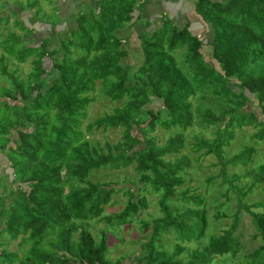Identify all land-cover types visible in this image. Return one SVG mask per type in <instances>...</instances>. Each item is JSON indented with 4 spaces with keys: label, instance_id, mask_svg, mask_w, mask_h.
Returning <instances> with one entry per match:
<instances>
[{
    "label": "trees",
    "instance_id": "obj_1",
    "mask_svg": "<svg viewBox=\"0 0 264 264\" xmlns=\"http://www.w3.org/2000/svg\"><path fill=\"white\" fill-rule=\"evenodd\" d=\"M87 2L75 12V26L57 31L63 36L50 48L51 38L36 42L33 35L34 24L44 23L37 7L29 25L15 14L13 25L20 33L8 31L0 38V155L10 169V186L0 177V264H125V256H105V233L95 240L87 222L128 224L144 200L140 195L133 201L134 192L124 185V205L105 214L112 194L122 187L88 177L128 166L157 194L161 212L149 222L140 220V230L150 232L140 254L129 256L130 264H264V196L244 199L254 188L264 193V160L257 162L254 147L264 141V0H193L196 19L184 16L181 25L165 10L155 19L142 18L150 0ZM16 6L21 11L36 6V0ZM7 20L8 14L0 16L2 26ZM198 21L209 28L206 42L193 33ZM131 23L144 29L137 35L135 65L122 61L128 49L121 32ZM204 43L209 52L202 50ZM7 57L16 63L29 58L30 69L21 77ZM96 85L119 104L81 129ZM153 100L156 107L150 106ZM194 126L212 127L210 139L193 134L190 142L194 152L215 157L209 165L217 172L205 176L203 193L205 183L220 177L235 196L230 223L217 234L206 214L209 208L214 219L226 215L220 207L227 192L219 193L223 200L207 202L183 187L189 165L180 154L183 132ZM243 126L256 128L249 136L253 144L240 143L229 155L225 147ZM92 127L119 128L120 137L114 143L91 142L85 131ZM156 129L170 132L158 142ZM228 165L242 170L227 173ZM241 177L248 181L239 184ZM174 199L181 203L173 204ZM240 210L249 215L250 238L258 240L251 250L241 242V232L234 234ZM169 228L175 241L163 247L161 234ZM4 235L8 241L18 238L20 256L7 251ZM183 251L185 257L177 258Z\"/></svg>",
    "mask_w": 264,
    "mask_h": 264
},
{
    "label": "rangeland",
    "instance_id": "obj_2",
    "mask_svg": "<svg viewBox=\"0 0 264 264\" xmlns=\"http://www.w3.org/2000/svg\"><path fill=\"white\" fill-rule=\"evenodd\" d=\"M3 1H5L4 4H2ZM81 1H85V5L88 3V0H36V6H24L22 8L23 10L20 11L17 8L16 4H24L25 0H0V16H6V14H8L7 23L3 26L2 23H0V38L8 31L20 33L21 30L15 25H13L15 14L16 18H18L22 23L29 25V22L34 16L33 11L36 10L35 8L37 7V18H39L40 21L44 23L34 24V28H36V30L33 35L36 39V42H39L41 37L48 36L49 38H51V43L48 44V47L50 48L53 45L52 42L56 40L55 38L63 36V33L57 31H60L61 29L65 30V27L69 29L70 27L75 26V22L72 20V18L77 9L80 7ZM192 1L193 0H150V3L145 4L141 9V17L155 19L156 17H158L161 11L165 10L167 12V16L169 15L170 18H172V20L177 25H181L183 23L184 16L186 20L192 22L194 19H196V14L194 15L193 8L191 5ZM9 11H13L14 15H9ZM37 18L36 22L38 20ZM196 23L198 25L201 24L199 22ZM48 24H51L52 26ZM143 30L144 29L140 23H131L128 26L127 30H123L121 32V35L127 36L126 48L128 49V55L122 59L123 62L130 63L132 65H135L137 63L136 57H139L137 35ZM201 31L204 32V38L206 42L208 40L209 28L206 25L204 26V28H202ZM53 32L55 33L53 34ZM209 48L210 47L206 45V43H204L202 46V50L206 52H209ZM2 53L3 49L2 47H0V54ZM176 58L179 60V55H177ZM6 63L9 67H17L18 74L21 77L25 75V73L30 69L31 65L29 58L25 62L16 63V61L12 57H7ZM48 63L49 62L46 59V64ZM89 95L93 96V100L88 104L86 108L84 118L81 122V129H84L86 124L96 118L97 115L103 112H110L112 107L119 104V102L110 101L108 98H106L99 90L98 85L95 86V89L93 91L89 92ZM157 105L158 103L155 102V100H153L150 104V106L153 107H156ZM211 129L212 127L202 130L197 129V127L195 126L186 129L183 132L185 134V142L180 154L185 155L189 163L188 168L183 174L185 180L183 187L187 186L190 191L198 192L201 195H204V199L207 202L213 200L214 197H216L220 201L223 200V197L219 196V193L227 192L228 194V199L227 201H225V205L220 207V210H223L226 214L225 216H220L218 217V219H214L212 216L213 211L209 208L207 210L206 216L208 219V223L211 226L213 232L217 234L222 229L227 228L230 223V214L235 211V196L229 189H227L226 184L221 182L220 177H215L211 183H205V186L207 188L205 189L206 191H204L203 193L205 176L214 175L217 172L216 165H209L215 162V157L212 154L201 155L200 151L194 152L190 148L191 135L202 134L203 137L210 139L211 136H213L211 134ZM255 129L256 128L250 126H243L241 130L235 129V138L229 146L225 147V151L230 155L238 150L240 143H247L249 145H252L254 140L249 136L253 131H255ZM169 132L170 131L163 129H156L155 134L158 138L157 141H163ZM85 137L89 141H96L100 145H102L104 141H107L108 143H114L120 137V129H103L101 127H92L90 131H85ZM254 147L256 154L255 159H257V162L263 161L264 141H257L256 144H254ZM196 157H198V159H196ZM6 164V159L0 155V177H2V181L5 182L7 186H10V169L7 167ZM227 169V173L232 172V170L240 173L242 170L238 165H228ZM91 173L92 174L88 177L90 180L112 182L116 183V185L119 187H124V185H126L127 187L131 188V191L134 192V195L132 197L133 201L137 200L136 198L140 197V195L144 200L145 205L140 207L136 215L128 224L107 227L104 225L103 221L97 219H92L87 222V228L89 229L95 240L99 239V237L101 236V232L105 233L107 246L105 256L108 259L114 260L121 256H125V258L123 259L124 263L130 264L129 256L131 257L133 255L140 254L141 244L145 241L144 236L150 232V229L140 230V220L149 222L161 214V212L158 210V205L156 201L157 194L152 192L149 189L148 185L142 184L137 181V175L135 174L131 166L120 168L118 170L102 169L98 171H93ZM237 181L239 182V184H242L248 181V179L241 177L237 179ZM136 186L140 187L141 189H137ZM123 187L112 194L110 205H106L104 208L105 214L114 213L122 208L127 198V195L123 193V191L125 190ZM261 196H264V193L259 187V189L254 188L253 191L246 194L244 196V199L250 202L251 200L260 198ZM218 200L214 201L213 204H216ZM171 202L173 204L181 203V201H179L178 199H174ZM238 216L239 221L237 223L234 234H236L237 232H241V242L245 245V248L251 250L252 248L257 246L258 240H252L250 238V235L253 234L254 229L250 224L249 215L243 210H240ZM173 235L174 232L172 228H169L168 231L163 232L161 234V239L164 240L163 247H166L168 243H172L175 241L172 239ZM1 240L6 242L5 248L7 249V251H13L16 252L19 256L21 255L17 243L18 238H16L15 240L8 241L7 237L4 235L1 237ZM183 244L187 246L192 245V243L189 242H184ZM23 248H25V246H23ZM180 257H185L184 251L177 255V258ZM229 262L230 261L228 260L223 263L229 264ZM215 263L219 264L221 262L216 261Z\"/></svg>",
    "mask_w": 264,
    "mask_h": 264
},
{
    "label": "crops",
    "instance_id": "obj_3",
    "mask_svg": "<svg viewBox=\"0 0 264 264\" xmlns=\"http://www.w3.org/2000/svg\"><path fill=\"white\" fill-rule=\"evenodd\" d=\"M199 22V21H198ZM194 24H195V26L196 27H198L197 29L194 27V26H191V27H194V31H193V33L195 34V35H197V36H199V38H201V37H203L204 36V32H202L201 30H202V28H204V24L203 23H201V24H197L196 22H193ZM200 23V22H199ZM198 34H200V35H198ZM205 41V40H204Z\"/></svg>",
    "mask_w": 264,
    "mask_h": 264
}]
</instances>
